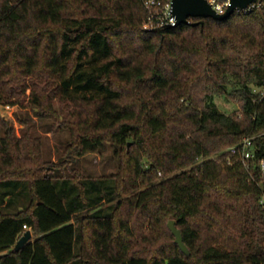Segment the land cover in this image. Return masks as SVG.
Returning a JSON list of instances; mask_svg holds the SVG:
<instances>
[{
  "label": "trees",
  "instance_id": "16d2710c",
  "mask_svg": "<svg viewBox=\"0 0 264 264\" xmlns=\"http://www.w3.org/2000/svg\"><path fill=\"white\" fill-rule=\"evenodd\" d=\"M149 18L144 0H0V107L31 84L38 107H77L78 155L106 140L121 155L110 176L45 172L34 124L18 138L0 114V264H264V0L160 30ZM246 138L249 170L230 150Z\"/></svg>",
  "mask_w": 264,
  "mask_h": 264
},
{
  "label": "rangeland",
  "instance_id": "374dc122",
  "mask_svg": "<svg viewBox=\"0 0 264 264\" xmlns=\"http://www.w3.org/2000/svg\"><path fill=\"white\" fill-rule=\"evenodd\" d=\"M28 80L32 82L30 77ZM53 87L50 84L44 88L50 91ZM46 94L30 84L22 94L12 98L16 103H10V109H5L4 105L0 107L1 116L13 126L18 138H22L23 132L27 130V121L34 124L30 131L32 145L27 153L34 151L39 153L42 158L40 164H44L43 168L48 173L75 172L95 177L117 174L121 165V155L116 151L113 142L106 140L102 149L78 155L76 140L71 134V124L76 118L74 113L77 107L69 100L61 101L59 97L54 98L53 91L51 95H54L52 100L54 109L38 107L36 100L40 95L45 97ZM215 103L221 111L229 114L240 113L242 110L241 102L230 96H216ZM33 238L34 235L31 240Z\"/></svg>",
  "mask_w": 264,
  "mask_h": 264
},
{
  "label": "water",
  "instance_id": "95a60500",
  "mask_svg": "<svg viewBox=\"0 0 264 264\" xmlns=\"http://www.w3.org/2000/svg\"><path fill=\"white\" fill-rule=\"evenodd\" d=\"M229 6L224 13H218L207 0H173L172 14L176 16L177 25L191 23V18H213L215 20H223L233 15L236 9L242 12L249 8L250 5L257 1L263 0H229ZM197 24V23H195ZM160 30V29H158ZM168 227L175 236V242L181 250L189 255L190 251L183 240L181 230L176 226L175 219L171 218L168 221ZM32 238V230H26L17 240L14 250H20Z\"/></svg>",
  "mask_w": 264,
  "mask_h": 264
},
{
  "label": "built area",
  "instance_id": "2783aa9c",
  "mask_svg": "<svg viewBox=\"0 0 264 264\" xmlns=\"http://www.w3.org/2000/svg\"><path fill=\"white\" fill-rule=\"evenodd\" d=\"M209 4L218 12L224 13L230 1L229 0H207ZM263 1H257L249 6L244 12H248L255 7H259ZM145 7L150 11V18L144 24V27L149 30L161 29L166 26L176 27L177 20L176 16L172 14L173 9V0H144ZM191 22V19H189ZM5 109H10L11 104H5ZM231 155L240 153L239 157L246 169H250L252 163L256 160V150L251 138H246L242 143L241 149L238 146L231 147ZM228 162L231 163L230 158ZM259 167L264 175V159L260 160ZM24 228H28L27 225H24Z\"/></svg>",
  "mask_w": 264,
  "mask_h": 264
},
{
  "label": "crops",
  "instance_id": "0c3cea01",
  "mask_svg": "<svg viewBox=\"0 0 264 264\" xmlns=\"http://www.w3.org/2000/svg\"><path fill=\"white\" fill-rule=\"evenodd\" d=\"M32 237H33V232H32ZM32 239V238H31ZM34 239V238H33Z\"/></svg>",
  "mask_w": 264,
  "mask_h": 264
}]
</instances>
